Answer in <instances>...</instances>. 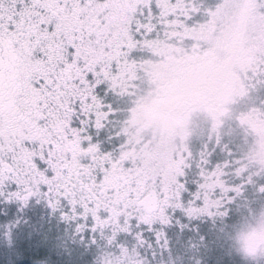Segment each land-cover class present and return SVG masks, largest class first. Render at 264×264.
I'll use <instances>...</instances> for the list:
<instances>
[{"label": "snow or ice", "instance_id": "obj_1", "mask_svg": "<svg viewBox=\"0 0 264 264\" xmlns=\"http://www.w3.org/2000/svg\"><path fill=\"white\" fill-rule=\"evenodd\" d=\"M261 213L264 0H0V251L264 264Z\"/></svg>", "mask_w": 264, "mask_h": 264}, {"label": "rangeland", "instance_id": "obj_2", "mask_svg": "<svg viewBox=\"0 0 264 264\" xmlns=\"http://www.w3.org/2000/svg\"><path fill=\"white\" fill-rule=\"evenodd\" d=\"M197 117L193 115L191 119L195 121ZM36 226L41 228L42 232L51 231L52 236H56L63 231V225H58L55 219L51 222H45L41 220L42 216H47V210L42 207H37L35 209L29 210L28 213ZM39 244V236L36 237V241L32 242L21 238L19 250L14 254L10 255L6 252L0 251V264H25L28 259H31L35 254L36 247ZM47 248L41 250V252H46Z\"/></svg>", "mask_w": 264, "mask_h": 264}, {"label": "clouds", "instance_id": "obj_3", "mask_svg": "<svg viewBox=\"0 0 264 264\" xmlns=\"http://www.w3.org/2000/svg\"><path fill=\"white\" fill-rule=\"evenodd\" d=\"M254 220L241 222L235 237L236 243L250 252L264 247V213L257 215Z\"/></svg>", "mask_w": 264, "mask_h": 264}]
</instances>
